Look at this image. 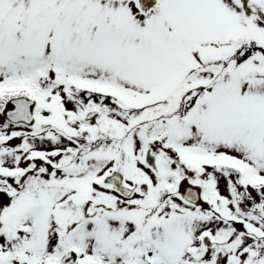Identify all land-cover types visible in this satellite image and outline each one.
Listing matches in <instances>:
<instances>
[{
	"label": "snow or ice",
	"instance_id": "6c2138e0",
	"mask_svg": "<svg viewBox=\"0 0 264 264\" xmlns=\"http://www.w3.org/2000/svg\"><path fill=\"white\" fill-rule=\"evenodd\" d=\"M0 264H264V0H0Z\"/></svg>",
	"mask_w": 264,
	"mask_h": 264
}]
</instances>
